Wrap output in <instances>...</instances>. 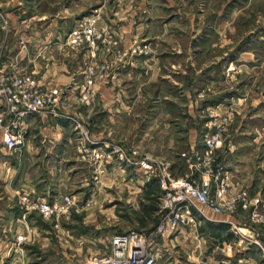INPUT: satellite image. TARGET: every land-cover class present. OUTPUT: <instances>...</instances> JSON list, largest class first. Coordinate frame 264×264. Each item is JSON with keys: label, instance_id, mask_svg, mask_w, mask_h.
I'll return each mask as SVG.
<instances>
[{"label": "rangeland", "instance_id": "374dc122", "mask_svg": "<svg viewBox=\"0 0 264 264\" xmlns=\"http://www.w3.org/2000/svg\"><path fill=\"white\" fill-rule=\"evenodd\" d=\"M87 26L94 43L67 44ZM37 45L50 47L49 56L37 57ZM3 64L42 91L45 71L56 64L71 81L53 87L61 90L57 107L28 116V128L22 121L23 142L13 151L4 143L0 103V241L7 242L0 264H96L112 257L115 236L157 231L168 215L161 201L169 178L200 179L206 169L191 165L206 163L222 170L229 190L225 157L238 151L234 145L264 159V0H0ZM213 132L223 144L206 155ZM148 185L161 198L151 200ZM243 191L264 203L245 188L227 199ZM66 197L74 203L67 215L45 218L38 210ZM235 209L264 245L253 208ZM184 228L149 242L161 256L162 239Z\"/></svg>", "mask_w": 264, "mask_h": 264}, {"label": "built area", "instance_id": "2783aa9c", "mask_svg": "<svg viewBox=\"0 0 264 264\" xmlns=\"http://www.w3.org/2000/svg\"><path fill=\"white\" fill-rule=\"evenodd\" d=\"M95 31L92 26H87L82 30L72 31L68 37L67 44L79 47L84 44L94 43ZM13 69V68H12ZM61 98V90L48 89L42 91L29 76L13 75V71L8 72L6 66L0 65V103L5 107L6 123L1 125L4 133V143L10 151L16 150L23 142L22 121L28 116L42 113L50 108L58 106ZM1 123V121H0ZM205 147L206 155H213L216 150L222 147L223 140L220 132H213L206 136ZM200 159V158H199ZM147 174L153 172L152 167L146 163L142 164ZM204 167L206 170L200 179L186 177L182 179H170V185L164 183L163 190L167 191L164 195L161 206L162 210L168 212L162 224L152 237L162 234L166 230L171 232L179 231L187 224L196 227L194 210L199 205L210 208L216 213L233 211L238 203L244 209L253 208L252 219L254 222L264 224V203L259 198L250 199L246 191L240 192L232 199H226L228 185L222 177V170L214 172L210 165H191V168ZM215 185V195H211ZM71 198L66 197L62 205H49L40 203L38 210L45 218L54 215H67L73 206ZM156 234V235H155ZM150 237H144L139 233H128L115 236L111 241L112 257H106L96 262V264H155L160 251L151 246ZM23 236H18V241H23ZM254 243L261 248L259 240ZM201 264H224L220 261L205 260Z\"/></svg>", "mask_w": 264, "mask_h": 264}, {"label": "crops", "instance_id": "0c3cea01", "mask_svg": "<svg viewBox=\"0 0 264 264\" xmlns=\"http://www.w3.org/2000/svg\"><path fill=\"white\" fill-rule=\"evenodd\" d=\"M48 49L50 47L37 45V57L42 54L44 58L46 55L49 56L47 53ZM24 54L20 53L22 59L26 58ZM28 62L34 74L40 73L36 58H29ZM68 73L64 67H60L57 64L51 70L45 71L42 77L45 90L52 89L55 84L63 80L70 82L71 78L67 77ZM40 117L45 120L44 118L47 115L43 114ZM28 120L26 119L25 121L26 128H28L31 119ZM52 135L62 137L57 130ZM50 145L54 147L60 146L61 141L50 142ZM236 149L239 151L240 147L234 145L232 150ZM238 151H232L225 157L230 176V189L225 198L227 199L234 195L237 189L241 188L247 189L251 197L264 196V159L258 160L251 153L248 155L241 150ZM51 174L53 176V173ZM12 179L13 174L10 175L9 183H12ZM61 186L64 185L60 184ZM139 187L144 189L145 182H142ZM147 187L151 188L152 186L148 185ZM147 187L145 190H147ZM33 190V193H37L36 188L33 187ZM152 197L161 198L160 195H152ZM238 210L234 209L226 214L219 215L205 207H199L194 211L199 224L192 229L184 228L179 235L173 237L170 235L165 236L160 242L161 256L159 255L155 264H201L204 259L217 260L224 264L264 263V251L254 243L261 236L259 229L243 224ZM141 227L143 229L147 228L145 224ZM261 228L263 227L261 226ZM6 244V241H0V247ZM176 248L185 254V257H183L185 258L184 261L179 256L180 252L175 251Z\"/></svg>", "mask_w": 264, "mask_h": 264}, {"label": "trees", "instance_id": "16d2710c", "mask_svg": "<svg viewBox=\"0 0 264 264\" xmlns=\"http://www.w3.org/2000/svg\"><path fill=\"white\" fill-rule=\"evenodd\" d=\"M153 188V187H152ZM156 191H158V188L156 187V188H153V189H149V190H147V195H149L150 197L152 196V195H155L156 193ZM151 200H155L156 201V198L154 197V198H150Z\"/></svg>", "mask_w": 264, "mask_h": 264}]
</instances>
